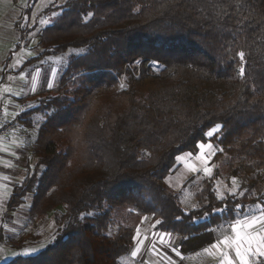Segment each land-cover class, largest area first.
Here are the masks:
<instances>
[{
  "label": "trees",
  "instance_id": "16d2710c",
  "mask_svg": "<svg viewBox=\"0 0 264 264\" xmlns=\"http://www.w3.org/2000/svg\"><path fill=\"white\" fill-rule=\"evenodd\" d=\"M37 1L27 0L24 24H14L18 42L0 77L1 86L23 41L37 51L29 64L73 50L55 94L11 116L27 161L7 210L30 196L29 215L52 213L57 224L35 264H120L135 228L116 224L122 208L161 220L155 229L192 253L235 218L237 204L239 213L264 204V0H66L44 11L55 16L31 42L35 26L26 27ZM200 142L214 145L211 162L222 161L237 194L218 200L215 176L204 178L198 207L184 209L164 180L177 156L195 154ZM225 204L226 212L212 210Z\"/></svg>",
  "mask_w": 264,
  "mask_h": 264
},
{
  "label": "rangeland",
  "instance_id": "374dc122",
  "mask_svg": "<svg viewBox=\"0 0 264 264\" xmlns=\"http://www.w3.org/2000/svg\"><path fill=\"white\" fill-rule=\"evenodd\" d=\"M66 0H38L34 5L30 18L27 23V29L35 26L34 30L28 33V40L33 42L36 37L37 30L45 26L49 23L53 15L44 14V11L50 9L52 11L53 8L62 5ZM27 0H0V61L2 62L4 56L7 57L8 54L16 47L18 42V33L14 29V22L17 20H21L23 25L25 22V17L22 18L23 12H25ZM21 17V19H20ZM24 28V27H22ZM25 28V29H26ZM35 42V41H34ZM21 45L16 50L19 52L20 48H24L25 42L20 43ZM9 49V50H8ZM8 51V52H7ZM73 50H68L65 53L58 56H49L45 57L36 64L28 65L26 68L22 69L18 73H9L8 79L5 82L2 90V97H0V106H6V103L10 100H14L15 104L13 105L15 108H18L19 104H23L24 106H29L33 102L26 101L19 102V98L21 100L23 98H27L30 100L33 98L29 93H31L33 77L36 74V71L32 69V67H36L40 70L38 74V79L35 83V89L37 94L41 95H53L55 94V81L58 78V75L61 73L63 68L65 67L66 58ZM15 52V53H16ZM37 52V51H34ZM14 53V54H15ZM13 59V58H12ZM10 64L6 67V70H10ZM2 66L0 67L1 73ZM22 74V75H21ZM12 77L9 80V77ZM6 78V76H5ZM5 81V80H4ZM51 81L52 87H48V82ZM3 84V83H2ZM10 88L11 92H5L4 88ZM1 94V93H0ZM1 98L4 103L2 104ZM13 101V102H14ZM212 127L210 130H212ZM208 130V131H210ZM207 131V132H208ZM206 132V133H207ZM207 137V136H206ZM24 144V142H22ZM209 143V142H206ZM22 144V145H23ZM24 150V146H22ZM216 152V149L214 148ZM207 152V149H205ZM189 153H183L179 156L184 157L182 160H177L176 158V168L174 169L173 174H169L165 178L166 185L174 190L178 191L181 187L182 183L185 181L186 175L192 176L193 178L192 184L185 187L182 191H180V204L184 209L192 208L194 202V194L197 191L198 183L208 177L215 176V186L216 189L224 194L228 193L233 188L232 181L227 180L226 175L222 169V161L218 160L215 163H212L211 160L213 156H211L208 160V166L212 168V175L206 176L203 172V167L205 166L201 160L197 159V156L200 155V150L198 149L195 154L187 155ZM26 161H27V152H26ZM178 157V156H177ZM33 160V159H32ZM31 160V162H32ZM34 161V160H33ZM186 164H192L197 168L196 172H192L186 167ZM26 165V164H25ZM216 174V175H215ZM30 202V196L25 198V202L16 208L15 210H7V203L5 201L0 204V256L10 257L11 259L7 261H0V264L7 263L14 259L12 257V253L16 251H21L24 248L28 247H39L42 244L49 245L53 242L52 237L57 235V224L54 220V215L52 213H48L47 215L42 216H30L28 213V205ZM114 220H116V224H122L128 227H135V230L139 227L140 231L146 232L149 228H151V223L154 224V221L150 219H144L143 216H138L135 214H130L128 208H122L119 210H115L113 213ZM133 233V236H135ZM134 240L132 239V242ZM45 249V248H44ZM43 249V250H44ZM132 249V245H131ZM131 249L128 254L120 257V264H151L147 260L148 253L146 251L142 252L140 257L133 258L131 253Z\"/></svg>",
  "mask_w": 264,
  "mask_h": 264
},
{
  "label": "snow or ice",
  "instance_id": "6c2138e0",
  "mask_svg": "<svg viewBox=\"0 0 264 264\" xmlns=\"http://www.w3.org/2000/svg\"><path fill=\"white\" fill-rule=\"evenodd\" d=\"M92 13H88V16H92ZM240 57V60L243 62L245 59V54L241 51L237 53ZM19 63V62H18ZM155 63V62H153ZM239 74L243 76L245 74V69L242 66L239 69ZM22 75V74H21ZM12 77H9L11 80ZM75 79V77H73ZM53 85L51 81L48 82V87L51 88ZM5 92H11L10 88L5 87ZM32 91H35V77H33L32 83ZM31 107V105H29ZM51 115V114H50ZM3 125H0L2 127ZM221 128V125H216L215 128L208 131L205 135L209 138L214 136V133L218 132ZM196 147L200 150V155L197 156L198 160H201L205 165L203 167V172L206 176L212 175V168L208 166V160L211 156L215 155L214 145L211 143L200 142L196 145ZM207 149V152H205ZM191 155V153L187 154ZM184 157L178 156L177 160H182ZM186 167L189 168L190 171L196 172L197 168L192 164H186ZM7 178V177H6ZM233 188L228 192L229 195L235 197L237 194L238 185L236 179L233 178L232 181ZM240 195H244L243 192H240ZM216 197L218 200H224L225 196L217 189ZM198 206L193 204L192 208L196 209ZM259 209V215L255 214V210H252L248 213H244L242 219H235L234 221H227V226L231 229V235L224 234L223 239H218L216 242L212 243L209 247L203 249L205 253H207L210 257H214L218 264H264V207H261L259 204L256 206ZM242 208L240 204H237L235 207V211L239 215V210ZM213 211L218 212H226L227 204H225L224 208H213ZM91 215V213H89ZM209 215L208 212H204L203 216L200 219H205ZM147 219V218H145ZM177 220H180L181 217L177 216ZM161 220H156L155 228L157 225H161ZM224 225H221L223 228ZM111 233H109L110 235ZM140 231L139 227L137 228V235L133 236L132 239L136 241V247L132 251L131 255L136 257L138 253L141 251V246L144 245V239H139ZM170 237L171 233L162 231L159 233V242L161 244H168L170 241L165 240V237ZM56 239L55 236L52 237L54 241ZM146 239V237H145ZM187 239V237H184ZM47 245L42 244L39 247H28L24 248L21 251H16L12 253V257L17 258L22 262V264H35L36 261L39 260V257L44 248ZM156 245L151 244L152 251H155ZM173 251H175V246H173ZM180 255L179 252L176 253ZM11 259L10 257L0 256V261H7ZM169 264H172L171 260H169Z\"/></svg>",
  "mask_w": 264,
  "mask_h": 264
},
{
  "label": "crops",
  "instance_id": "0c3cea01",
  "mask_svg": "<svg viewBox=\"0 0 264 264\" xmlns=\"http://www.w3.org/2000/svg\"><path fill=\"white\" fill-rule=\"evenodd\" d=\"M34 51L36 50L31 51L25 47L20 48L19 52H16L13 55V59L11 60V63H10L11 66H10L9 73L10 74L18 73L22 69L26 68L28 65L31 66L32 64H29L26 62L35 55L36 52ZM5 56H4L3 61L6 58ZM3 61L2 62L0 61V67L3 65ZM32 69L36 71V74L34 75L35 83H36L40 70L37 69L35 66L32 67ZM0 77H1V73H0ZM7 79H8V73L6 74L5 81L0 86V93H1L0 97H2L1 95H4L2 94V90H3V86L5 85V82H7ZM29 94L33 96V98L30 100H27V98L29 97L23 98L22 100H24V103H25V99L26 101L29 102V101H33L36 97L39 96V94L36 93V89L35 91H32V88H31V93ZM22 100L18 101V103L23 102ZM1 101L3 104L4 101L2 98H1ZM13 101L14 100H10L6 103L5 107L3 106V110L5 111L6 116L11 117L17 110V108L13 106L15 104V101L14 102ZM18 107H20V104ZM22 142H23L22 135L18 128L8 133L5 137L0 138V204H2L5 201V199L7 203L13 186L19 183L24 177L25 166H26L25 165L26 164L25 154L27 151L22 148L23 146ZM187 175L185 177V181L182 183L178 191H174L170 189L166 185L165 180H164V183L169 190L180 193V191L184 189L183 187L184 183L188 179H190V177H192V176H189V178H187L188 177ZM258 204L259 203L247 206L243 211L240 212L239 215L237 214L235 218L231 221H234L235 219H242V216L244 213H248L252 210H255V214L259 215V209H257L256 207ZM259 205L261 207H264V204H259ZM153 225L154 224L151 223V228L146 230V232L139 230L140 231L139 239H144L145 243L143 246H141V251L138 253V255L136 257L132 256L133 258H138L140 257L139 255H141L142 252L146 251L148 253L147 260L151 264H169V260H171L172 264H218L217 260L214 257H210L207 253L203 251V249L206 247H209L212 243L216 242L218 239H223L222 232L224 234L231 235V229L227 226L226 222H223L222 225H224V227L223 228L220 227L218 234H216L217 236L211 243L199 248L195 252L183 253L180 248V240L179 238L175 236H172V235L170 237L166 236L165 240L170 241V243L161 244L159 242V233L161 231L153 228ZM134 235L135 236L137 235V230H135ZM151 244L156 245L155 251L150 250ZM173 246H175V249H176L175 251L172 250ZM135 247H136V241H133L131 253L135 249ZM177 252H179L180 255H177L176 254Z\"/></svg>",
  "mask_w": 264,
  "mask_h": 264
},
{
  "label": "built area",
  "instance_id": "2783aa9c",
  "mask_svg": "<svg viewBox=\"0 0 264 264\" xmlns=\"http://www.w3.org/2000/svg\"><path fill=\"white\" fill-rule=\"evenodd\" d=\"M3 107L0 106V138L5 137L8 133L17 128L16 123L12 120V117L6 116Z\"/></svg>",
  "mask_w": 264,
  "mask_h": 264
}]
</instances>
